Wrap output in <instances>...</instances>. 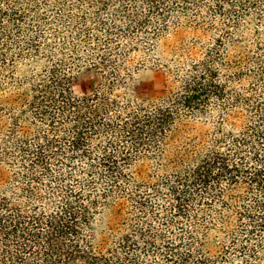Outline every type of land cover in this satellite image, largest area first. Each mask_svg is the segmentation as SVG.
<instances>
[{
    "label": "trees",
    "instance_id": "trees-1",
    "mask_svg": "<svg viewBox=\"0 0 264 264\" xmlns=\"http://www.w3.org/2000/svg\"><path fill=\"white\" fill-rule=\"evenodd\" d=\"M0 264H264V0H0Z\"/></svg>",
    "mask_w": 264,
    "mask_h": 264
},
{
    "label": "rangeland",
    "instance_id": "rangeland-1",
    "mask_svg": "<svg viewBox=\"0 0 264 264\" xmlns=\"http://www.w3.org/2000/svg\"><path fill=\"white\" fill-rule=\"evenodd\" d=\"M192 33L180 32L178 37H166V43H176L178 38L190 40ZM168 73L159 67H139L127 78L124 86L127 94L140 102L148 103L163 97L167 91ZM99 71L94 68L81 67L72 73V89L76 94H86L93 91L100 83Z\"/></svg>",
    "mask_w": 264,
    "mask_h": 264
}]
</instances>
